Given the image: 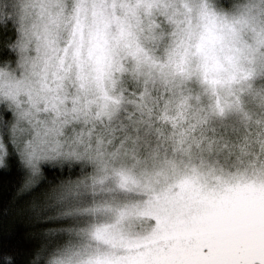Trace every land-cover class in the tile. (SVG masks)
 <instances>
[{
    "label": "clouds",
    "instance_id": "clouds-1",
    "mask_svg": "<svg viewBox=\"0 0 264 264\" xmlns=\"http://www.w3.org/2000/svg\"><path fill=\"white\" fill-rule=\"evenodd\" d=\"M13 157L21 264H264V0H0Z\"/></svg>",
    "mask_w": 264,
    "mask_h": 264
},
{
    "label": "trees",
    "instance_id": "trees-1",
    "mask_svg": "<svg viewBox=\"0 0 264 264\" xmlns=\"http://www.w3.org/2000/svg\"><path fill=\"white\" fill-rule=\"evenodd\" d=\"M11 164V172L5 173L0 170V254L4 252L14 253L17 257V264H21L23 253L32 247V242L25 239L23 233L26 228L22 224L14 223L11 231L5 226L9 219L5 209L9 206L13 184L18 182L20 175L15 157L12 158ZM0 264H2V261H0Z\"/></svg>",
    "mask_w": 264,
    "mask_h": 264
}]
</instances>
